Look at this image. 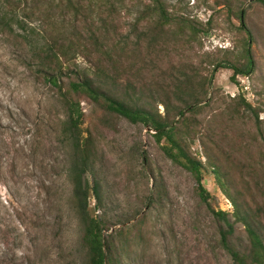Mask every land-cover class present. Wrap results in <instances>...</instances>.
<instances>
[{
	"label": "rangeland",
	"instance_id": "rangeland-1",
	"mask_svg": "<svg viewBox=\"0 0 264 264\" xmlns=\"http://www.w3.org/2000/svg\"><path fill=\"white\" fill-rule=\"evenodd\" d=\"M159 1L173 19L169 24H158V9L151 0H94V5L82 1L85 18L77 25L87 49L74 56L70 68L93 76L100 65L113 74L112 68L106 69L103 48L98 45L99 52L88 38L90 30L85 29L91 27L99 44L106 43L109 49L116 45L112 59L122 72L120 90L127 80L145 85V95L156 97L151 105L159 114L165 113L160 100L165 95L175 109L185 101L175 96L187 99L184 86L193 89L201 97L202 113L186 112V122L179 121L178 126L188 151L204 164L202 184L209 197L206 201L200 197L193 176L165 155V142L157 143L148 127L77 95L84 111V135L90 134L94 143V178L99 186L98 198H89V210L111 228L106 234L113 230L112 251L120 264H236L221 243L220 221L212 212L231 213L232 202L211 165L217 163L226 174L229 192L242 206L263 205L264 4ZM89 6L91 10H86ZM240 10L254 37L255 70L235 81L230 78L233 70L226 67L211 76L216 63L242 62L246 34L239 28ZM58 11L55 6L51 13L36 12L41 16L26 18L28 27L56 31L70 25L68 15L65 21L48 18ZM182 23L201 32L194 35ZM14 42L0 33V264H83L79 218L66 176L70 151L61 143L63 110L51 85L36 67L34 74L24 64L25 49ZM243 100L253 110L246 109ZM84 180L93 185V175ZM97 200L100 206L94 209ZM121 227L130 228L127 242L123 237L129 231L117 235ZM229 241L240 252L248 247L240 222Z\"/></svg>",
	"mask_w": 264,
	"mask_h": 264
},
{
	"label": "trees",
	"instance_id": "trees-1",
	"mask_svg": "<svg viewBox=\"0 0 264 264\" xmlns=\"http://www.w3.org/2000/svg\"><path fill=\"white\" fill-rule=\"evenodd\" d=\"M27 1L29 0H0V33L7 34L12 41H15L14 43L25 49L24 64L34 74L36 67L38 75L51 85L54 90V99L63 110L60 126L61 143L70 151L66 176L72 186L71 198L79 218L80 240L85 251L83 264H120V257L114 255L112 251L114 247L113 230L106 234L111 228L102 218L94 216L89 210V198L91 195L98 198L99 186L98 181L94 178V143L90 134L84 135L85 131L82 127L84 111L77 95L84 96L106 111L119 115L131 123H141L148 127L157 143L165 142L162 145L165 155L190 172L197 183L200 197L206 201L209 192L202 184L204 164L200 158L188 151L184 134L178 126L179 121L186 122V112L191 113L192 116L202 113L203 107L201 106L203 105H199L202 101L199 99L201 97L197 96L193 89L186 88V85L183 89L187 99L182 96L180 98L179 95L175 96L179 101L185 100L182 105L176 106L175 109L171 106L173 104L169 96L165 95L164 99H160L165 109V113L161 115L151 105L152 102H156L154 94L145 95L147 91L145 85L127 80L124 85L122 84L123 89L120 90L118 86L122 72L120 66L118 67V62L112 59L116 45L112 43L109 49L106 47V43L101 44L100 42L99 44L96 32L91 27L85 29V31L90 30L88 31L90 34L88 38L91 37L94 40L95 49L103 48V55L108 60L106 69L112 68L114 72L110 75L105 71V67L100 65L96 66L93 76L73 71L70 65L74 56L83 54V50L87 49L83 42L85 40L83 35L85 34L77 25L80 18H85V10L82 9L84 5L81 3L84 0H32L30 4ZM88 1L94 5V0ZM151 1L156 3L158 9L156 13L158 24L161 26L171 23L173 19L169 17L167 10L160 1ZM258 1L264 4V0ZM54 4L59 6V11L50 14L55 9ZM42 6H44L43 9ZM26 9H30V11L25 13ZM45 9L50 10L48 18H53V22L65 21L67 15L70 16V25L63 24L56 31H50L42 25H39L37 29L28 27L26 18L30 20L29 16L31 15L41 16L36 12L43 14ZM86 10H91V7L89 6ZM237 18L240 21L239 28L246 34L242 48V62L239 64L232 62L216 63L213 65L211 76L218 68L226 67L233 70L230 78L235 81L236 76L248 77L255 70V59L252 54L254 37L245 24V13L242 10L239 11ZM39 21L42 22L41 19ZM182 24L192 29L194 35L201 32L191 25ZM99 52H101V48ZM115 57L119 58L120 56L116 54ZM71 72L74 75H70ZM208 101L204 105H208ZM242 102L246 109L253 110L249 103L244 100ZM232 114L233 112L230 113V120L233 118ZM176 118L179 119L176 121ZM205 156L208 157L209 154L205 153ZM211 168L216 181L224 194L230 198L233 206L231 213L221 209L212 210L220 221L219 234L223 247L229 251L236 264H264V203L262 206H257L256 209L251 208L248 204L242 206L243 203L230 194L226 174L218 164L212 162ZM87 174L93 175L92 186L87 180H84V176ZM99 206L97 200L94 209ZM229 215L233 217V220H230ZM236 222L243 225L248 239V247L243 252L236 250L229 241L234 233ZM127 227H121L117 232V235L123 236L124 231H129L123 237L126 242L130 238V228Z\"/></svg>",
	"mask_w": 264,
	"mask_h": 264
},
{
	"label": "built area",
	"instance_id": "built-area-1",
	"mask_svg": "<svg viewBox=\"0 0 264 264\" xmlns=\"http://www.w3.org/2000/svg\"><path fill=\"white\" fill-rule=\"evenodd\" d=\"M226 202L230 204V202L227 199H226ZM230 206H231V204H230Z\"/></svg>",
	"mask_w": 264,
	"mask_h": 264
}]
</instances>
